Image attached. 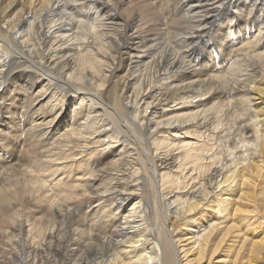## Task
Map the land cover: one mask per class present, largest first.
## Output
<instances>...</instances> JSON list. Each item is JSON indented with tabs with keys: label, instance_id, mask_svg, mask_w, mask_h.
Instances as JSON below:
<instances>
[{
	"label": "bare ground",
	"instance_id": "6f19581e",
	"mask_svg": "<svg viewBox=\"0 0 264 264\" xmlns=\"http://www.w3.org/2000/svg\"><path fill=\"white\" fill-rule=\"evenodd\" d=\"M239 22L245 27L237 38L247 40L228 49ZM262 45L264 0H0L1 231L20 220L16 209L33 196L53 211L41 229L48 264H193L217 251L223 239L212 242L215 218L195 222V215L212 204L224 221L237 181L264 167L257 142L264 113L253 107L261 101L254 90L264 94L254 84H264ZM204 48L213 65L197 55ZM226 49L228 75L219 70ZM239 56L252 58L244 69L235 63ZM10 84L27 95L40 84L33 99L26 95L24 111H12L19 94L5 96ZM205 99L212 106L201 107ZM42 100L56 101L49 119L37 110ZM67 101L73 108L64 112ZM231 114L237 123L225 126ZM27 130L32 144L13 169L3 161L18 155L12 144ZM222 139L230 141L226 151L217 149ZM87 155L93 160L85 179L61 189L65 168ZM83 200L88 217L70 211ZM171 209L182 224H196L176 239ZM23 228L18 223L29 231Z\"/></svg>",
	"mask_w": 264,
	"mask_h": 264
},
{
	"label": "rangeland",
	"instance_id": "374dc122",
	"mask_svg": "<svg viewBox=\"0 0 264 264\" xmlns=\"http://www.w3.org/2000/svg\"><path fill=\"white\" fill-rule=\"evenodd\" d=\"M87 22H88V20H87ZM234 24L237 26L238 31L235 32V34H233L234 37L232 36L233 38L229 40L230 42H232V41H234V42H233V44L232 43L230 44L228 49L230 47H232V49H233V46H235L236 44H240V43L244 42V40H247L246 37H241V38L238 37L237 38V35H236L238 32H242L244 30L245 25H243L242 22L234 23ZM226 26H227V28H231V29L234 27L232 25V23L226 24ZM217 31L218 32L216 34V36H217L216 40L222 39L224 34L222 32H219V30H217ZM216 40L209 39L208 41L212 44L211 51L213 52L214 57L218 58L217 54H216L217 48H214V45L217 43V42H214ZM263 46L264 45H262L261 47H263ZM228 49H226L225 51L224 50L222 51L221 58L224 59L223 61L225 62V64L222 68L219 69V70H221L224 68L223 72L226 75H228V72L226 70L228 69V66L230 64L229 60L226 59V57L228 58V54H229V53H227ZM207 50L208 49L204 48L197 55L205 58L206 57L205 52ZM247 52L248 51L244 49L243 53H247ZM240 57H241V59H240ZM249 58H251V57H249ZM205 60L210 62L213 65L212 60L208 59L207 57ZM240 60H242V61H240ZM249 60L246 58V56H239L237 61H235V60H233V61H235V63H239L237 65V67L240 66L239 67L240 69H244V67L246 68V64L249 63L252 60V58L250 61ZM244 61H246V62H244ZM243 63H246V64L244 65ZM221 65H223V63H221ZM211 72H212V69L207 71V73H211ZM254 84H255V86H258V87H264V84H261L259 82H256ZM39 86H40V84L35 85L34 88L32 90H30V92H28V95H29V97H31V99H33L32 96L35 97V95H36L35 90ZM254 91H255V96L256 97L259 96L261 101H259L260 103L255 104L253 107L256 110H258L259 113H264V94L260 93L259 91H256V90H254ZM4 93H5V96H10V95L12 96L15 93L19 94V100H17L14 103L15 108L13 106L12 108H14V109L12 111L18 112L21 109H22L21 111H24L25 106L23 105L22 102L25 101L27 93H26V91L24 92L23 89H21V86H19V85L15 86L13 84H10V85H8V87ZM222 95H223V93H222ZM46 99L48 100V97H46ZM226 99H228V97H226ZM226 99H224L223 101L226 102ZM256 100H259V99H256ZM54 101L55 100H50L49 102L54 103ZM45 102L49 104V102L43 101L42 102L43 106L45 105ZM212 102H213V99L212 100L205 99L203 101V105L201 107H210L213 104ZM36 103H34L35 108L38 106V104H36ZM50 104L46 105V107L44 106V108H43V106H41V108L40 109L37 108V110L38 111H45V112L49 111L50 110L49 109ZM63 106L65 107L63 109L64 112L73 108V106H71L70 101L65 102V105H63ZM55 110L56 109L50 111L49 113L46 112V114H47L46 119L50 118V114L54 115L58 112V110H56V111ZM70 112L73 113V111H68V114H66V117H68L69 120H70V118H69ZM240 112H241V109H236L233 114L236 113L235 115H238V114H240ZM1 114H2V112H0V119L3 117V116H1ZM6 114L9 115L8 112H5L4 115H6ZM233 114H231V116H229V117L233 118L234 117ZM259 117H261V116H259ZM224 121H225V126H233L234 127L237 123V120L234 118H233V120H226L225 119ZM27 122H29V121H27ZM259 123L261 124V126L258 127V132L262 135V137H260V140H258L257 142L261 143L260 152L264 154V131H263V129H264V118L261 119L259 121ZM252 125H253V123H252ZM0 128H2V126H0ZM46 128L47 127H44V130L49 131V129H46ZM29 130H27V132H22V134L20 135V140H18L16 144H15V142L12 144L13 147L11 149L15 150L18 155L16 157H13V159L11 161H9L10 164L6 163V160L3 161L5 164L13 166L12 167L13 169L18 168L19 166H22L23 162H25V160L21 161L18 158L23 156L22 152H24L25 149H29L28 147L30 146V144H32V139H30V138L28 139L29 134H30ZM250 131H247V133L241 134V135L249 137L251 135ZM11 132H13V131H11ZM228 135L226 136L227 138H228ZM177 138H179V140H181V141H188V139L190 137L187 138L184 135H182V136H179ZM107 139L108 138H105V141ZM28 140H29V142H28ZM21 142H23V143H21ZM51 142H52V140H50L49 143L51 144ZM229 142L227 141L228 144H229ZM27 143H29V144H27ZM227 143H226L225 139L220 140V142L217 143L218 146L216 145L217 149L220 148L219 150L226 151V149L223 146L225 145V147H226ZM14 145H17V149H14ZM120 145L121 144L119 142V144L116 145V148L120 147ZM19 153H20V157H18ZM94 158L96 161L99 160V158L102 159L101 157H99V155H97V157H94ZM88 159L93 160V157L92 156L90 157V155H87V156H85V158H82V160L80 162L68 165L67 168H65L67 174H69V176L67 178L63 175V177H65V178L61 179L59 176H61L62 174L55 175L54 177H52L51 179H48L45 182V187L50 188L51 185H48V184H50V183L52 184V182L54 183V181L56 183V182H58L57 179L60 178V184H61L60 187H61V189L66 190V189H68V186L72 185L75 182L74 181L75 178H79V180L85 179L84 177L87 176V174L85 176H83V172H85V169L87 171H89L91 169L89 165L87 166L88 169L85 168V165L88 163ZM262 159L264 162V156L262 157ZM19 162H21V165ZM2 168H3V170H2ZM4 168H5V166L3 165V167L0 168L1 169L0 171L1 172L5 171ZM6 172H11V171L6 170ZM79 180H78V182H79ZM243 180H244V182L242 180H238L237 185L235 184L236 186L234 187V190L229 194L230 203L226 209L228 212L225 215L226 217H225L224 221L222 220V216H220L221 218L216 219V217H215L216 213L214 211H212L213 210L212 204L206 205V207L204 205L203 208H199L200 209L199 211H201V213H197L195 215V222L196 221H202V219L204 217H206L205 220H207L211 216H213L212 220L215 218L213 221H215V223H217V228L215 229V231H213L214 234H213L212 242H214V244H216L222 238L223 243L220 246V248H218L217 251H214L213 253H210V254L209 253L204 254L203 257H201V259L193 258V264H264V167L262 166V169L259 172H253L251 177H249L248 179H243ZM61 182H65V184L61 183ZM43 190H45V189L43 188ZM29 200H30L29 201L30 206L27 203H25V204H23L22 208H19L20 207L19 206L18 207L19 209L18 208L16 209L18 212H20L19 213V219L20 220L17 221V223H13V222L8 223V225H6V227L7 228L9 227V228L6 229V227H5L4 231H1V227H0V264H48L49 263L48 257L50 259L52 253H50L49 249L46 246H44L45 241L47 239L45 238V233H43L41 231V229H42V222L47 219L46 213L50 212L48 215L53 216V214H51L52 210H48V208L50 209L51 207H49L50 204L45 202V201H43L42 203L40 202L41 203L40 204V203H38V201L36 202L35 200H33V196L30 197ZM82 202L79 203V202L74 201V203H76V205H74L75 207L70 211L76 210L77 215L81 216L84 214L83 216L88 217L89 216L88 212L90 210V209L86 208L87 207L86 205L88 203H87V201H84V200ZM95 203H97V202H95ZM157 207H158L157 209H159L158 212L160 213L161 208H160L159 204ZM52 209L55 212L56 208L53 207ZM172 210L173 209L169 210L171 214H168V218L170 219V221L171 220L174 221V223H172V224H174L173 227L175 226V228H176L175 229V237H174V239H176L177 236L178 237L182 236L183 233L187 232V230H189V228H191V226H195L196 224L192 220H191V222L187 221L186 223L182 224L181 220H177V218L174 219L173 216L175 214H173L171 212ZM233 216H234V218H233ZM49 218H50V216H48L47 220L50 223ZM227 218H228V220H227ZM175 220H176L177 224H176ZM220 220H222L221 223L219 222ZM21 222H22V226L25 229L29 228V231H28L29 233L28 232H20V230L17 229L18 223H21ZM28 222H30L32 224V227H33L32 229H30L31 226L27 225ZM166 226L169 229H171L169 227L168 223ZM87 227H89V225ZM33 235H34V237L36 235V240L33 238ZM184 237H186V236H184ZM25 238H26V240L29 241V243L26 246H22V245H24V243L26 241ZM149 238H150V236H149ZM181 238L182 237H180L181 242L179 240L178 241L181 245H183V244H185L184 243L185 241H183ZM33 242H35V243H33ZM151 243H154L153 239H150V242L148 243L149 244L148 248H147L148 251L150 250L149 247L153 245ZM33 244L35 247L38 245V248L35 249V247H33ZM184 247H187V246H184ZM82 250H85V247ZM77 252H81V251L79 250ZM156 252L158 254L159 250H156ZM190 255L188 258H192L193 254H190ZM156 258H157V256H156ZM56 260L60 261V259L57 257H56ZM97 261L98 260H96V262ZM73 262H71L69 260L68 264H74ZM96 262H91L90 264H97Z\"/></svg>",
	"mask_w": 264,
	"mask_h": 264
}]
</instances>
